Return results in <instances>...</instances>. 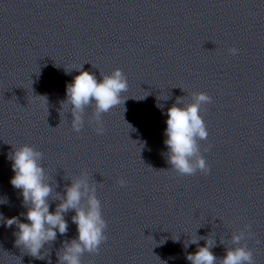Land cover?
Listing matches in <instances>:
<instances>
[{
    "label": "clouds",
    "instance_id": "1",
    "mask_svg": "<svg viewBox=\"0 0 264 264\" xmlns=\"http://www.w3.org/2000/svg\"><path fill=\"white\" fill-rule=\"evenodd\" d=\"M228 51L236 55L239 49L232 47ZM127 89V79L119 68L114 69L110 75H102L100 81L89 71H79L73 82L66 86V100L62 102V106L71 105L73 131L81 130V114L88 106H93L95 131L102 135V114L124 103L125 99H122L121 94ZM210 102L211 97L207 93L194 92L193 102L180 106L178 99L167 109L164 141L168 149L167 162L180 175H193L198 170L205 174L209 172V166L199 154L198 141L205 140L208 136L205 121L200 113L202 105ZM156 106L163 108L159 103ZM40 157L41 153L28 144L14 149L9 155L15 173L10 183L15 189L21 190L23 204L27 208L21 215L28 222H21L17 216L4 218L2 214L0 220H3L6 227L15 225L18 229L14 233L17 247H22L32 257L43 259L41 250L47 243L56 239L57 232L61 235L67 232L68 222L64 214L70 209L73 210L75 214L71 219L77 226L78 235L75 239L64 242L57 255V264H82L81 257L85 252L98 253L100 245L107 240V223L102 216L100 201L94 194L95 190L89 189L86 179L78 178L66 187L60 203L50 212L49 197L52 187L45 181L44 168L39 163ZM118 184L123 187L126 181L121 178ZM85 197L86 204L83 203ZM243 237V232L234 234L233 244L239 245ZM198 240L192 237L188 243L197 244ZM188 243L185 244L186 248ZM212 247L213 242L207 240L195 253L187 254L186 259L190 264H217V257L211 251ZM219 264H254L252 250L247 245L227 248L225 256L219 259Z\"/></svg>",
    "mask_w": 264,
    "mask_h": 264
}]
</instances>
